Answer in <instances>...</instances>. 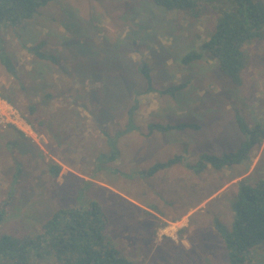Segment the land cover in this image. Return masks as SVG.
<instances>
[{
    "label": "rangeland",
    "instance_id": "374dc122",
    "mask_svg": "<svg viewBox=\"0 0 264 264\" xmlns=\"http://www.w3.org/2000/svg\"><path fill=\"white\" fill-rule=\"evenodd\" d=\"M200 7L195 16L152 0H57L21 27H0V54L18 70L14 78L0 60V90L19 116L8 120L26 132L0 120V237H25L60 209L96 201L108 234L134 264H228L216 222L230 229L241 184L264 180V142L231 168L196 173L178 163L141 174L176 156L195 165L202 155L235 152L246 140L238 117L248 127L264 118V39L246 47L239 84L207 55L180 63L215 31L220 11ZM41 42L58 64L31 54ZM180 84L174 95L162 92ZM179 123L202 127L148 129ZM114 146L116 160H98ZM50 165L62 167L58 177ZM248 259L264 264V244Z\"/></svg>",
    "mask_w": 264,
    "mask_h": 264
},
{
    "label": "trees",
    "instance_id": "16d2710c",
    "mask_svg": "<svg viewBox=\"0 0 264 264\" xmlns=\"http://www.w3.org/2000/svg\"><path fill=\"white\" fill-rule=\"evenodd\" d=\"M57 0H0V27H21L48 4ZM153 3L169 12H190L197 16L200 6H214L220 15L212 36L204 40L200 49H193L181 57L180 63L189 66L202 60L205 55L216 59L220 71L236 83L247 65L246 47L256 40L264 39L263 0H152ZM227 4L224 10L220 6ZM218 11V13H219ZM46 43L41 42L29 51L36 58L58 64V58L42 51ZM2 51V49H1ZM28 51V49H27ZM0 60L14 78L18 70L7 53L0 54ZM140 74L153 92V78L148 63L140 66ZM186 87L180 84L167 88L163 93L174 95ZM0 97L13 103L1 92ZM139 109L138 102L129 110V123L135 122ZM264 115V111H263ZM28 120V119H27ZM241 132L246 136L239 149L221 156L202 155L197 164H189L183 156H176L167 162L155 164L143 176L152 177L161 170L181 163L194 172L204 171L208 166L216 170L231 168L247 161L255 148L264 142V118L254 127H248L244 119H237ZM200 124L179 123L175 125L151 124L150 132L169 133L171 131H199ZM25 137L22 132H19ZM119 135L112 139L113 144ZM119 151L111 155H100L99 161H114ZM52 176L58 177L62 171L59 165H50ZM235 214L230 229L216 222L227 252L228 264H249V254L254 248L264 244V180L254 186L242 183L235 203ZM108 216L102 205L91 201L87 207L60 209L39 229L25 237L3 235L0 237V264H134L116 247L108 234Z\"/></svg>",
    "mask_w": 264,
    "mask_h": 264
},
{
    "label": "built area",
    "instance_id": "2783aa9c",
    "mask_svg": "<svg viewBox=\"0 0 264 264\" xmlns=\"http://www.w3.org/2000/svg\"><path fill=\"white\" fill-rule=\"evenodd\" d=\"M12 106L10 105V103H8L7 101H4V99L2 97H0V120L1 122H9L12 123V125L16 126L20 131L25 132L24 129H22L17 122L15 121H10L13 119V117L15 119H19V116L16 114V112L12 111ZM7 111V113H6ZM10 119V120H8Z\"/></svg>",
    "mask_w": 264,
    "mask_h": 264
}]
</instances>
